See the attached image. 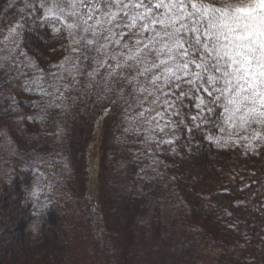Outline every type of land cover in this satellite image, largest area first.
<instances>
[{
    "label": "snow or ice",
    "instance_id": "snow-or-ice-1",
    "mask_svg": "<svg viewBox=\"0 0 264 264\" xmlns=\"http://www.w3.org/2000/svg\"><path fill=\"white\" fill-rule=\"evenodd\" d=\"M34 34L60 41L62 59L42 67L28 51ZM93 96L121 109L135 158L150 161L142 172L197 136L264 154V0H5L0 118L43 126L50 110Z\"/></svg>",
    "mask_w": 264,
    "mask_h": 264
},
{
    "label": "rangeland",
    "instance_id": "rangeland-1",
    "mask_svg": "<svg viewBox=\"0 0 264 264\" xmlns=\"http://www.w3.org/2000/svg\"><path fill=\"white\" fill-rule=\"evenodd\" d=\"M4 3L0 0V8ZM37 37L34 34L32 40ZM63 55H59L60 59ZM22 108L29 111L23 105ZM107 111L93 123L84 120L76 153L71 145L73 126L66 125L59 114L51 115L41 150H33L35 154L25 161L14 158H19L25 148L19 146V140L26 121L23 128L12 121L0 126V130L8 132V140L0 142V264H100L97 245L92 241L94 224L98 222L116 226L114 230L110 228L116 232L113 248L117 259L113 264H139L143 258L146 264H176L180 259L186 264L261 261L264 211L256 209L264 202V154L245 156L240 148L221 149L201 136L190 148L180 149L190 163L189 174L184 178L174 174L176 179L169 180L163 189L167 192L162 205L155 211L160 213L159 218L155 215L154 222L152 213L146 215L153 230L147 239L146 233L139 234L140 247L134 251V235L140 229L129 231L125 225L132 215L130 204L142 184L140 178L132 182L131 173L155 176L159 166L156 171L147 168L142 172L150 161L135 158L136 145L123 149L124 140L133 144L135 137H126L121 130L110 140L123 148H115L111 159L104 162ZM57 126L62 129L59 136L52 134ZM157 155L160 161L164 152ZM36 189L40 203L47 204L39 214L36 198L30 196ZM258 190L262 192L259 198L252 195ZM81 192L90 205L89 216L81 210L77 198ZM216 216L231 227L228 239L223 241L225 247L198 249L189 245L191 221L197 219L199 225L207 224L218 232L219 228L211 225ZM207 218L210 220L205 223Z\"/></svg>",
    "mask_w": 264,
    "mask_h": 264
},
{
    "label": "trees",
    "instance_id": "trees-1",
    "mask_svg": "<svg viewBox=\"0 0 264 264\" xmlns=\"http://www.w3.org/2000/svg\"><path fill=\"white\" fill-rule=\"evenodd\" d=\"M14 10V9H12ZM12 10L9 11L8 15L11 16L14 12ZM15 11V10H14ZM60 41L55 40H41L39 37L36 38V40H29V54L33 55L38 63L42 66L47 68L49 63L58 62L60 57L59 55L62 53V51L53 52L52 48H58L59 49ZM71 103V101H69ZM106 109H109L107 111L106 116V123H105V142H104V162L105 160L109 161L111 157L113 156L114 149L120 147L123 148L121 144H112V141L110 140L111 137H113L117 131H122V121H123V113L119 106H112L108 101H96V98L93 96L91 98L85 97L79 101H76L74 106H72L68 111L62 112L60 109L50 110V115L48 116V119L46 123L41 126L38 122H32V121H26V126L22 129L21 133L23 135L22 139L19 140V146L25 147L22 150L21 156L19 158L15 157V160H28L33 155V150L36 149V151L41 150L42 140L44 139V135L47 133L48 125L50 124L51 115L59 114L60 118L66 123V125H72V146L73 152L76 153L79 149L77 147L78 144H80L79 140V132L80 127H84L86 123L84 120L88 121L90 120L91 123H93L98 117H100ZM12 120H10L7 116H4L3 118H0V126L7 125ZM73 123V124H72ZM69 131V130H68ZM123 133V131H122ZM131 140H124V147L123 149L130 148L132 145H136L135 147H138V149L141 148V145L139 144H132L130 142ZM138 145V146H137ZM67 148L69 149V141H67L66 144ZM37 153V152H36ZM136 151L134 152V154ZM35 154V153H34ZM37 158V157H36ZM37 160H40V158ZM105 165V164H104ZM159 170L158 173L155 176H145L144 174H139V172L134 171L131 173L132 175V182H135L137 180L141 181L142 188L141 190L136 194L135 200L131 202V213L129 216V221L127 218V224L125 225L129 228V231H132L133 228L140 229L138 231V235H134V245L133 250L137 251L139 249V234L141 232L146 233L145 239H147L148 233L153 230V228H150L148 226L149 218L146 216L147 214L150 216V213L153 214V220L154 222H157V219H155V215L157 218H159V214L155 211L159 210V206L162 204L160 203L163 199L164 192L167 191L165 188L167 187V184L169 183V180L173 177V180L176 178L173 176L174 174L177 176H182L183 178L188 176L189 174V166L190 163L186 156L182 153V151L179 150L177 154H171L169 152H164V156L160 160V163L158 164ZM165 175V177H164ZM111 181L108 180V183ZM257 197L259 198L262 196L261 190H258ZM81 210L86 215L89 216L91 209L90 205L87 202V198L85 194L82 192L79 193L78 197ZM159 212V211H158ZM144 216V219L142 216ZM217 216L215 217V221L211 224L214 228L215 226L219 228L218 232H214L210 229V227L207 224L199 225L197 219L196 221H191V224L193 225L189 237V245H192L198 249L206 248V247H225L223 241L227 240L226 238L229 234V231L231 230V227L227 224H224L223 221ZM205 220V219H204ZM210 219H206L205 223L207 221L209 222ZM105 222V221H103ZM194 222V224L192 223ZM156 226L159 223H155ZM209 224V223H208ZM231 225V224H230ZM114 224L106 225L102 222H98V224H94L93 234H92V241L97 245L98 249V256H99V263L100 264H113L115 260L117 259L116 253L114 252L115 246V240L116 237L111 229L114 228ZM138 227V228H137ZM98 229V230H95ZM111 228V229H110ZM117 230V229H116ZM220 230L221 234H220ZM139 237V238H138ZM219 237V238H217ZM217 240H222V242L217 243ZM132 242V241H131ZM129 246V245H128ZM114 247V248H113ZM130 247V246H129ZM142 247V246H141ZM143 249V247H142ZM264 257V255H263ZM261 258V261L256 262V264H264V258ZM139 259V258H138ZM184 260V259H183ZM180 259L179 264H186L184 261ZM139 262L142 264H146L144 258L142 261ZM144 262V263H143ZM133 263V262H132ZM139 263V264H140ZM176 263V264H178ZM135 264V263H133ZM138 264V263H136ZM157 264V263H152Z\"/></svg>",
    "mask_w": 264,
    "mask_h": 264
}]
</instances>
